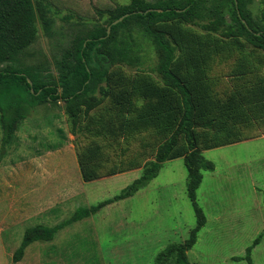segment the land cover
I'll return each instance as SVG.
<instances>
[{"label":"rangeland","instance_id":"374dc122","mask_svg":"<svg viewBox=\"0 0 264 264\" xmlns=\"http://www.w3.org/2000/svg\"><path fill=\"white\" fill-rule=\"evenodd\" d=\"M130 1L34 0L52 25L47 34L43 22L38 23V39L27 50L25 64L57 77L56 63L73 41L97 27L105 28L108 11ZM259 1L252 7L255 16L264 8ZM173 27L182 28L179 33L195 39L193 47L204 51L206 115L217 118L213 100L228 102L237 85L241 89L264 79V51L198 26L174 23ZM149 53L146 70L123 65L111 70L103 84L107 96L95 93L100 104L88 117L82 114L76 128L63 100L48 101L20 121L4 145L0 113V264H155L167 247L189 238L197 216L187 195L188 172L178 157L166 161L158 176L133 197L70 224L52 241L34 242L21 263L14 262L29 228L54 227L79 208L118 195L142 175L145 164L155 159L158 147L168 139L169 133L161 128L130 125L148 105L179 103L152 70L157 54ZM177 61L185 63L178 66L184 70V50L178 51ZM218 120L213 131H207L204 119L196 116L201 151L215 169L202 171L196 195L206 224L188 259L190 264H248L247 250L262 236L251 257L253 264H264V132L218 148L216 135L218 139L225 135L217 128ZM211 136L216 144L209 146L206 139ZM164 264H175V257Z\"/></svg>","mask_w":264,"mask_h":264},{"label":"trees","instance_id":"16d2710c","mask_svg":"<svg viewBox=\"0 0 264 264\" xmlns=\"http://www.w3.org/2000/svg\"><path fill=\"white\" fill-rule=\"evenodd\" d=\"M259 2L264 5V0ZM255 3L256 0H131L108 11L105 28L97 27L73 41L72 47L56 63V77L26 65L24 58L38 39L39 22H43L46 33H50L52 19L45 9L34 0H0V113L4 145L11 141L18 123L28 118L38 105L48 101L63 100L66 114L76 128L80 116L88 117L100 104L95 93L99 90L107 96L103 84L108 82L111 70L117 65L146 70L151 50L158 56V63L152 70L161 76L165 87L179 100L178 104L161 101L148 105L132 120L131 126H152L169 133L168 139L158 147L155 159L145 164L138 179L110 199L79 208L70 219L54 227L29 228L14 254V262H19L27 247L34 242L52 241L70 224L133 197L158 176L166 161L182 157L188 172L187 195L197 216V226L184 243L170 245L160 253L155 264H164L171 257H175V264H190L187 253L196 244L198 232L206 224L196 193L203 180L202 171L215 169L201 151L203 145L196 116L204 119L203 127L207 131H213L219 119L217 128L224 130L225 135L220 139L216 135L220 144L216 146L218 148L262 135L264 79L258 78L241 89L237 85L228 102L215 103L213 100L217 118L206 115L209 87L204 79V51L201 47L197 51L193 47L195 39H187L179 33L182 28L173 27V24L198 26L209 34L244 40L253 49L264 51V8L255 16L252 9ZM122 17L124 19L115 24ZM183 50L187 66L181 71L178 66L185 63L179 65L177 54ZM5 64L7 66L2 67ZM201 77L203 82L199 80ZM213 136L206 139L209 146L216 144ZM261 240L262 236L258 237L248 248L244 258L248 264H253L252 249Z\"/></svg>","mask_w":264,"mask_h":264},{"label":"water","instance_id":"95a60500","mask_svg":"<svg viewBox=\"0 0 264 264\" xmlns=\"http://www.w3.org/2000/svg\"><path fill=\"white\" fill-rule=\"evenodd\" d=\"M124 19V17L120 18L119 20L115 21V24H117L118 22H121ZM110 27L108 28V34H110Z\"/></svg>","mask_w":264,"mask_h":264},{"label":"crops","instance_id":"0c3cea01","mask_svg":"<svg viewBox=\"0 0 264 264\" xmlns=\"http://www.w3.org/2000/svg\"><path fill=\"white\" fill-rule=\"evenodd\" d=\"M25 255V254H24ZM23 258H24V256H23ZM23 258L19 261V262H15V263H21V261L23 260ZM8 264H10V263H8Z\"/></svg>","mask_w":264,"mask_h":264}]
</instances>
